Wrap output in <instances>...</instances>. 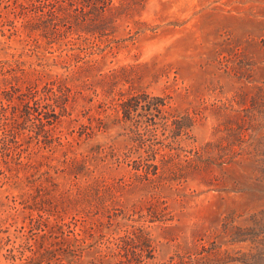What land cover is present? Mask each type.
<instances>
[{
    "label": "rangeland",
    "instance_id": "rangeland-1",
    "mask_svg": "<svg viewBox=\"0 0 264 264\" xmlns=\"http://www.w3.org/2000/svg\"><path fill=\"white\" fill-rule=\"evenodd\" d=\"M0 264H264V0H0Z\"/></svg>",
    "mask_w": 264,
    "mask_h": 264
},
{
    "label": "trees",
    "instance_id": "trees-1",
    "mask_svg": "<svg viewBox=\"0 0 264 264\" xmlns=\"http://www.w3.org/2000/svg\"><path fill=\"white\" fill-rule=\"evenodd\" d=\"M186 119L188 118L186 117ZM176 124L178 125V129L182 130L185 127L183 120H180V119L176 120Z\"/></svg>",
    "mask_w": 264,
    "mask_h": 264
}]
</instances>
